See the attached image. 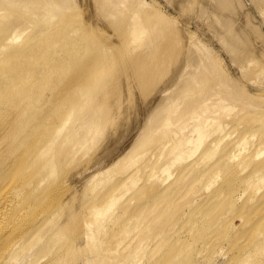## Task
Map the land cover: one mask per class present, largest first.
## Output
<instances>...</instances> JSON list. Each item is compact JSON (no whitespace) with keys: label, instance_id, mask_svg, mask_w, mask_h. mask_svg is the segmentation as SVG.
<instances>
[{"label":"bare ground","instance_id":"obj_1","mask_svg":"<svg viewBox=\"0 0 264 264\" xmlns=\"http://www.w3.org/2000/svg\"><path fill=\"white\" fill-rule=\"evenodd\" d=\"M102 1H104L105 4L108 2L111 3V7L115 4L117 8L121 6L122 10L124 6L127 5L123 4L124 0H116L115 2L118 3H115L114 0H112L114 3L110 2V0ZM102 1L97 0L96 3L99 2L102 4ZM138 1L142 2V0ZM252 1L264 6V0ZM50 2L54 3L58 1L0 0V155L2 157L4 155V157L6 156L5 158H8L9 156L6 155V151L17 152L24 147L25 141L30 134L29 129L31 128L33 129L31 134L34 135L39 132L44 136L41 140L42 145L33 158V166L36 167L38 165L40 167V172L42 173L41 179L37 182L20 181V171L14 174L18 170V160H16L17 167L13 164L16 168L14 167L15 170L11 172V175H14L11 178L10 176L6 177L7 175H2V178H0V264H140L144 256L148 258L146 264H153L152 259L159 255L163 250L162 248L170 242L172 233L177 229L176 227L179 220L184 218L188 212L191 213L190 216L194 215V218H196L194 220L195 226L199 225L198 223H200L202 219L204 220L202 224L208 225V214L204 212L202 202L209 204V198L212 200L211 197H216L219 193V195L223 194L224 191L220 189V191H217V187L216 190L213 188L218 182L221 171L231 167L236 158H241L236 162L238 163L236 168L241 170V172L246 170L249 171V173H247L248 175L246 174L247 180L245 179V184L248 183L246 185L250 186L249 184L254 183L257 187L255 195L249 198L248 204H260L258 200V202L255 200L257 199L256 197L259 196L258 193H262L264 189V131L261 135L253 138V142H250L248 136H246V132L243 134L239 131L240 123H238L236 119L241 115L240 113L244 111L245 113L249 111L250 116L264 113V90L260 89L258 90L259 94H256L242 88L238 85L237 81L230 76H225L219 69L211 64L208 58L205 57V53L200 52L202 48L200 50V47H198L199 55L198 51L195 52V54H197H194L195 57L193 55L192 57H194V59L191 60L194 61L191 62V64L193 68L195 67V71L193 70L192 72V70H190L192 73H187V71H189V65H187L183 71L181 70L179 72L174 87L186 81L188 76L193 79L194 72L197 73V71H199L202 74L201 78H198V80L195 77L197 80H193L191 83L192 87L191 84L188 85L186 81V85L190 86L191 89L185 86L183 82L182 84L187 87L185 89L186 91L182 89L184 87L183 85L182 88L179 87L182 91H178L176 96L174 95L171 97V100L169 99V104L163 101L164 103L161 105L158 101L161 106L157 103L158 106L156 105V107H154L152 114L148 116L147 119L145 118L146 120L139 129V135L134 138L133 142L130 143L128 147L126 146L125 153L122 151L121 155L114 158L115 161L113 163L111 162L112 164L110 166L113 167L122 163L124 164V167L119 171L120 181L112 184V180L105 177V175L110 173V170L104 171V165L102 169H98V171L96 169L93 170L91 168L92 166L90 167V170L92 169L93 171L89 170V173H87V175H89L87 179L85 178L86 183L84 184L90 185L93 189L99 185H102L104 188L107 187L108 189L106 188L104 191L96 192L93 195L84 193L83 197L87 198L86 201L81 207L79 206L81 209H77L78 211L75 210L74 212V216L81 219L80 227L83 232L80 231L81 234L79 239L82 240L85 246V256L83 260H80L79 252L81 251L79 248L75 249L72 238L69 239L70 236H68L64 230L66 222L56 218L57 211L54 206H52V203H48L47 206H45V204L48 196L47 191L54 186L53 183H51V178L56 174L59 175L57 164L54 161L55 145L57 146L60 140L59 146L63 145L64 147L68 145L66 147H69L72 145L74 152L78 155L80 152L84 151L87 148V143L94 140V136L100 135V125L97 116V111L100 107L95 102L94 97L89 96L88 92L81 90L77 93L78 98L71 102L62 112V116L60 114L61 117L59 116L60 118H58V121L56 120V122H58L55 124L57 128L51 132L52 135H50V137L47 136V134H50V129L52 128L48 126V124L43 123V121H45L43 119H47L50 116V112L53 108H50L49 112L46 114L43 112L41 113V111L45 106H56L60 103L59 101L62 99L61 94L65 85L61 82L51 86H47L48 82L47 85L44 84V86H42V83H39V81L35 83L37 76L42 73L47 74L46 70H48L45 68L37 73L31 70L29 66L32 62L34 67L35 60L32 54L33 43L39 34H34V36L32 34V37L24 39V35L22 36V32L20 33V28L29 24L32 26V23L28 24L27 20L29 21V19H31L29 22H32L31 17L37 14L36 11L39 9L40 5H45L43 8H45L46 11L49 6L50 12L53 8L55 9L56 6L52 3L51 4L54 6L53 8L52 5L47 6ZM143 3L141 6L140 3L139 5H137L138 3L134 5L136 9L138 8L137 6H140L142 10V7L145 5ZM108 5L106 6L107 10L110 8V5ZM101 6L103 7V5ZM35 7H38L36 11H32ZM126 7L124 10H126ZM258 7L260 8V6ZM104 8L105 7H103V9ZM118 9H116L117 13ZM131 9L133 10L135 8L132 7ZM57 10L56 7V13ZM110 10H112V8ZM132 10H130L132 12L130 16H126L127 20L129 19V24H127L129 28L125 26L128 32L125 31L131 34V38L128 41L130 43L131 41L140 42L144 48L143 50L146 51L150 48L149 46L151 45L150 42L152 39L151 43L153 46V41L155 39L153 37L154 35L150 38V32L151 29H155L156 22L148 21L150 23L149 25L146 19L149 20L150 17L144 20L142 15L141 17L139 16L140 10H138V12ZM42 11L44 12L45 10ZM130 11L126 12L127 15ZM261 11L263 14V10ZM31 12L32 14L30 15ZM119 12L122 11L119 10ZM41 13L40 11V15H43ZM111 13L112 11L108 12L109 16H113L112 14L114 13ZM122 13L124 14V12ZM46 14L49 15L48 13ZM46 14L44 12L45 16H47ZM38 15L39 14H37V16ZM50 15H54L55 19L56 16H58V14L55 15V13L52 15V12ZM37 16L36 20L40 17ZM27 17L29 19H27ZM113 17L117 18L116 16ZM43 18L41 17L40 20ZM47 18H49V16ZM33 19L36 23L35 16ZM52 21L53 20H50L49 22ZM128 22L125 21V23ZM23 28L25 29V27ZM23 28H21L22 31ZM29 28L30 26L28 29ZM40 31L42 32V30ZM26 32L28 33V31ZM71 32H73V30ZM152 34H154V32ZM129 42L127 43L130 45ZM138 43L134 44L138 45ZM137 47L138 46H136V48ZM97 48L98 46L96 49ZM133 49L134 52L135 47ZM135 52L138 53V51ZM142 53L144 54V52ZM140 54L138 53L136 55ZM141 55L137 57L141 59ZM145 57L146 55L143 56L142 60H144ZM139 58V62L145 63ZM145 59L147 60L148 58ZM11 62L16 64L13 70L3 68V64ZM24 62H26V65ZM18 63L20 68H18ZM136 63L138 64V62ZM141 65L142 64H140V69L142 67ZM147 66L148 64L146 67ZM201 68H204V70H201L204 71V73L200 71ZM252 69H250V71L248 69L246 72V68L241 67V76L245 78L249 74L251 78H248L251 80L258 72L260 74L264 73V66L258 67L255 70ZM20 70H23V73L18 75L17 72ZM186 77L187 79H185ZM200 84L204 85H201V90L198 88ZM168 89L169 88H166L161 91V96L163 98L169 94ZM193 90H196V95L193 93ZM190 91H193L191 93H193L195 97L190 93L193 99L183 102V99L186 98L184 96H187ZM252 97L254 100H259L260 98L263 100L260 103L248 101L249 98ZM173 113L176 116L173 115ZM43 114L44 116L41 119ZM251 122V120H248L247 124H253ZM230 124H232L230 130L233 132L228 131ZM65 128L69 129H67V133L61 137L62 130ZM147 133L148 135L146 136ZM77 134L80 136L75 139V136L78 137ZM209 138H211L210 141L206 144L198 158L191 163H187L186 161L195 156ZM151 139L153 142L150 146L147 145L148 148L141 149V151L134 154L140 147V144L146 143L147 141L150 142ZM60 148L61 147H59V149ZM125 154L129 156L126 161H124L125 158H123ZM73 155L72 158L74 159L77 155ZM147 155H150L148 161L144 165L137 167L136 164ZM215 157L218 158L216 164L209 165L210 161ZM109 164L110 162L107 163V165ZM175 166L178 167L177 172L179 177H177L178 179L175 181L173 180V182L168 183L176 173L172 172ZM12 168L11 165L10 169ZM232 171L231 173L233 174ZM226 172L230 173V169H227ZM238 172L239 171H237V174ZM146 173L152 174V176H154L153 180L160 183L159 186H155L156 184L154 183H151L152 185H150V187L145 185L133 192L128 198L123 199L126 194H129L130 191L138 185L140 180L137 176ZM226 175H228V173ZM190 177L191 179L194 177L193 180L195 179V181L193 183ZM233 177L234 176L231 178ZM187 178H189L191 184ZM184 179L188 181L189 185L187 184V187L184 185ZM205 180H207L206 183ZM199 181L201 182L200 186L202 183L204 185L203 188L201 187L203 189L202 193L201 191H193L195 187L192 186H194V184L197 185ZM226 181L227 179H225V183L221 185H225ZM227 182V184L230 183L229 177ZM234 183L236 184V182H233V184ZM197 188L200 189V187ZM235 188L237 187L235 186ZM123 191L125 192L124 194H122ZM232 192L229 195H231ZM186 193L189 195L192 193L190 196L187 195L189 196L188 199H184ZM144 198L152 199L153 203L147 207L143 205V209L137 210L134 207L135 203L143 201ZM238 199L239 197L235 196L231 200V206L236 205ZM182 201L185 202L183 205L181 204ZM213 201L214 200H212V202ZM261 203L263 206L260 204L262 208L259 209L260 211L263 209V214L259 218L256 217L259 226L257 225L258 223L255 224L258 226V230L255 232L256 240L254 243L261 246V250L263 249L262 254L258 259H255L254 252L249 253L251 250L250 248L241 255V259H238L241 260L240 264H264V201ZM197 205L199 207H196ZM184 208L186 210L183 212ZM241 208H245V206ZM253 209H255V206ZM245 210H247V208ZM196 215L197 217H195ZM229 225L231 226L230 223ZM234 228H236L235 225ZM177 242L178 244L180 242L182 244L180 246H178V244L177 246L175 245L176 247H173L172 254L176 259H179L181 254L185 253L187 249L189 250V242H185L181 237H178ZM251 254H253V256H251ZM248 255L254 258L252 259ZM237 258H239V256ZM168 263L172 264L170 261Z\"/></svg>","mask_w":264,"mask_h":264},{"label":"rangeland","instance_id":"obj_2","mask_svg":"<svg viewBox=\"0 0 264 264\" xmlns=\"http://www.w3.org/2000/svg\"><path fill=\"white\" fill-rule=\"evenodd\" d=\"M56 1L58 2L52 3V1L50 4L47 3V6L53 4L57 7V13L56 7L54 9L53 5V10H51L52 15L54 13L55 15L58 14L56 19L54 15H50V6L46 11V9L43 8L45 5H40L39 9L41 8L42 10H45V14L48 13L49 15L46 14L47 16H45L41 9H38L39 11L37 10L38 13L36 11L38 7H35V9L33 8L32 11H36L40 17H38L37 14L34 15L36 23L33 21L34 16L31 17L32 22H29L31 19L27 17V19H29V21L27 20L28 24L32 23V26L31 24L26 25L28 27L30 26L29 29L26 26L22 25L25 29L20 26L24 31L23 33L20 28V33L22 32L21 34L22 36L24 35V39L32 37V34L33 36L34 34H39L33 43L32 50L35 60V68L33 67L32 62L29 66L31 70L36 71L37 73L45 68L48 70H46L47 74L42 73L41 75H38L35 83L39 81V83H42V86H44V84L47 85L48 82L47 86H51L61 82L65 85L61 94L62 99L60 101L58 100L60 103L56 106H45L46 108L43 107L41 111V113L43 112L46 114L49 112L50 108H53L50 112V116L48 115L49 117L47 119H43L45 120L43 123L48 124V126H51L52 128L50 129V134H47V136L50 137V135H52L51 132L57 128L55 126V124L58 123L56 120L58 121V118L62 116L64 109L78 98L77 93L81 90L88 92L89 96L94 97L95 102L100 107L97 111L100 135L94 136V140L87 143V148L84 151L80 152L78 155L74 152L72 145L69 147H66L68 145L64 147L63 145L59 146L61 142L60 140L58 142L59 145L57 144V146L61 147V150L55 145L56 150L54 153V161L57 164L59 175L56 174L51 178V183H53L54 186L47 191L48 196L45 204V206H47L48 203H52V206H54L57 211L56 218L58 220L60 219V221L66 222L64 230L66 234L70 236L69 239L72 238L75 249L79 248L81 251L79 252V259L83 260L85 256V246L83 245L82 240L79 239L81 234L80 231H82L80 227L81 219L74 216V212L75 210L78 211L81 209V205L86 201L87 198L83 197L84 193L87 195H93L94 193L104 191V189L107 188L99 185L93 189L90 185L84 184L86 183L85 178L87 179V176L89 175H87V173H89L90 167L92 166L91 168L93 170L96 169L98 171V169H102L104 165V171L110 170V173L105 175V177L111 179L112 184L120 181L119 171L124 167V164L122 163L115 167L110 165L115 161L114 158L121 155L122 151H126V146L128 147V145L133 142L134 138L139 135V129L142 127L147 117L152 114V110L156 107L157 103L160 102L161 105L164 102L169 104L171 97L174 95L176 96L178 91L190 87L186 85V81L187 84L190 85L195 77L197 79L201 78L202 74L197 71L198 74L194 72L193 79L187 75L188 79L186 77L185 79L187 80L183 81L187 87L182 84L183 82L179 84L180 86L178 85L177 87H174L179 72L181 70L183 71L187 65H189V71H187V73L189 72V74H191L193 72L195 67L193 68L191 62L194 61L191 60H193L197 54H195V52L198 51L199 55L198 47H200V50L202 48V51L200 52L205 53V57L208 58L211 64L219 69L225 76H230L237 81L238 85L242 88L256 94H259L258 90H264V73L260 74L258 72L251 80H249V78H251L249 74L245 78L241 76V67H245L247 72L248 69L250 71L253 67L252 70H255L258 67L264 66V13L262 14L261 11L263 10L264 12V6L259 3L258 5L252 0H142V2L138 0H128L127 2V0H124L123 4H127V7L124 6V9L126 7V10H122L121 6H119L120 8L118 7V9L116 4H113L114 6L112 5L113 7H111V3L109 2L106 3L107 5H110H108L110 8L107 10V5L102 0H100L102 1V4L99 2L96 3L97 0ZM115 1L116 0H114V2ZM110 2L113 1L110 0ZM139 3L140 6L142 3L145 4L142 7V10L140 6H137L139 9H136V6L134 5H139ZM101 5L106 9L104 8V10ZM258 6H260V8ZM132 7L136 9H133L134 11H141L139 16L141 17L142 15L144 20L145 18L150 17L149 20L146 19L147 24L149 23L148 21L156 22L155 29H151L150 32V38L154 35L153 37L155 39L153 41V46L151 43L153 39L150 42L151 45L149 47L151 50L150 48L146 51L143 50L144 48L140 42L131 41L130 43L128 41L131 38V34L130 32L129 34L126 33L127 30L125 26L129 28L127 25L129 24V19L127 20L126 16H130L132 13L130 10H132ZM111 8L112 10H110ZM116 9H118V13ZM119 10L124 12V14L119 12ZM40 11L43 15H40ZM111 11L114 13L111 14L117 18L109 16L108 12ZM128 11L130 12L127 15L126 12ZM31 14L32 12L30 15ZM36 16L38 17V20H36ZM48 16L50 19L47 18ZM41 17H44L46 22L44 21V18L42 19L43 21L40 20ZM50 20L53 21L49 22ZM125 21L128 23H125ZM40 30H42V32ZM72 30L73 32H71ZM26 31H28V33ZM152 31L154 34H152ZM127 42H129L130 45ZM134 43H138V45ZM97 46L98 48L96 49ZM132 46L135 47V51H138L139 54L141 52V59L137 57L140 56L136 55L138 53L135 51L133 52L134 47ZM136 46L139 48H136ZM142 52H144V54ZM145 55V58L148 59L146 60L144 58V60H142ZM193 55L194 57H192ZM138 58L146 64L139 62ZM136 62H138V64ZM24 63L26 65V62ZM139 63L142 64L141 69ZM147 64L148 66L146 67ZM15 66L16 64L12 62L3 64V68L10 70H13ZM18 68H20L19 63ZM190 70H192V72H190ZM201 70H204V68H201L200 71ZM201 72L204 73V71ZM17 73L20 75L23 73V70H20ZM182 85L185 88H182ZM201 85L203 84H200L198 87L200 90ZM166 88H169V94L163 98L161 96V91ZM193 91H190L187 96H184L186 97L185 99L182 98L184 100L183 102L192 100L193 97H195L197 92L196 90ZM159 97L160 100L162 98L161 101L159 100ZM262 100V98L254 100L252 97L249 98L248 101L260 103ZM160 103L158 105H160ZM240 114L241 115L236 119V121L240 123L239 131L243 134L246 132V136H248L250 142H253V138L261 135L264 131V113L250 116L249 111L248 113H245L244 111ZM173 115L175 114L173 113ZM43 116L44 114L41 116V119ZM248 120H251V123L253 124H247ZM231 126L232 124L229 125V132H233L230 130ZM69 128L63 129L60 136H64ZM32 130V128L29 129L30 134L25 141V146L19 151H6V155L9 156L8 158H5L6 156L4 157V155L3 157L0 155V178H2V175H7L6 177L10 176L11 178L14 174L20 171V181L37 182L41 179L42 173L40 172V167L38 165L36 167L33 166V158L39 147L42 145L41 140L44 136L39 132L33 135L31 134ZM77 135L78 137L75 136V139L80 136L79 134ZM147 135L148 133L146 136ZM210 139L211 138L205 142L204 146L195 156L186 162L191 163L195 161ZM152 142L153 140L151 139L150 142L147 141L146 143L140 144V147L134 152V154L141 151V149L148 148L147 145L150 146ZM21 153L22 158H25V163L21 158ZM73 154L77 155L74 159L72 158ZM149 156L150 155L144 157L136 164V166L144 165L148 161ZM123 158H125L124 161H126L129 156L125 154ZM240 159L241 158H236L232 166L227 168L228 170L230 169V173L233 170V174L226 172L227 169L221 171L218 182L213 189L216 190L218 188L217 191H224L223 194L219 195L220 193H216L218 194H215L216 197H211L212 200H214L213 202L210 198L208 199L210 200L209 204L202 202L203 210L208 214V225L210 226L202 224L204 221L203 219L198 223L199 225L195 226L194 220L196 218H194V215L190 216L191 213L188 212L185 217L183 216L184 218L179 220L176 227L177 229L172 233V239L170 242L162 248L163 250L159 255L152 259L153 264H169V261L172 262V264H240L241 260L238 259H241V255L250 248L251 250L249 253L254 252L255 259H258V257L261 256L263 249L261 250V246L254 243V241L256 240L255 232H257V227L259 226L256 219L263 214V209L260 211L259 208H262L260 207L261 205L263 206L261 202L264 201V189L262 193H258L259 196L256 197L257 199L255 198V201L258 200L259 202H257L261 205H258L257 203L253 205V203H251V208L248 204V200L251 196L255 195L257 187L254 183L249 184L250 186L246 185L248 183L245 184V179L247 178L246 174L249 173V171L246 170L241 172V170L236 168L238 164L236 162ZM16 160H18V167L16 166ZM217 161L218 158L215 157L210 161L209 165H214ZM109 162L110 164L107 165ZM13 164L18 170L11 175V172L16 168ZM11 165L13 167L12 169H10ZM177 166L173 167L172 172L176 173L168 183L178 179L177 177H179V174L177 172ZM232 167L235 168L236 173ZM92 169L90 171H93ZM237 171H239L241 175L239 172L237 174ZM227 173L230 175H226ZM230 176H234L235 178H231ZM137 177H139L140 180L138 185H136L129 194H126L123 199L128 198L133 192L145 185L150 187V185H152L151 183L156 184L155 186H159L160 184L158 181L153 180L154 176L150 173L139 174ZM228 177L230 185L227 184ZM193 178L194 177L191 179L190 177L192 183L195 181ZM185 179L184 185L186 186L190 180L189 178H187L188 181ZM225 179H227L226 184L221 185L225 183ZM191 181L189 182L190 184ZM206 182L207 180H205V183ZM233 182H236V184H233ZM203 183L201 186L200 181L197 182V185L194 184V186H192L195 187L193 188V191H201L202 193V188L204 186ZM234 185L237 188H235ZM197 187H200L201 190ZM193 191L191 192L194 193ZM231 192L232 194L229 195ZM124 193L125 192L123 191L122 194ZM192 193H190V195ZM187 195L189 194L186 193V196ZM234 195L239 197V199L236 205L231 206V200L235 197ZM186 196L184 199L189 198V196H187V198ZM183 201L181 202L182 205L185 203ZM151 203H153L152 199L144 198L143 201L133 205L139 210L143 209V205L147 207L151 205ZM244 206L245 208H241ZM254 206L255 209H253ZM196 207L199 206L197 205ZM246 208L247 210H245ZM185 210L186 209L184 208L183 212ZM197 215L195 217H197ZM256 223H258V226L255 225ZM234 225L236 228H234ZM178 237H181L185 242H189V250L187 249L185 253L181 254L179 259H176L172 254V250L173 247L178 244ZM181 244L182 243L180 242L178 246ZM238 256L239 258H237ZM251 256H253V254H251ZM251 256L250 258L253 259L254 257ZM147 261L148 258H145L144 256L140 264H146Z\"/></svg>","mask_w":264,"mask_h":264}]
</instances>
